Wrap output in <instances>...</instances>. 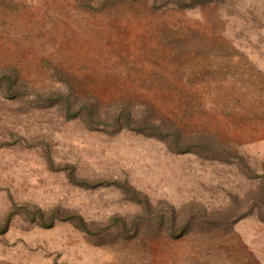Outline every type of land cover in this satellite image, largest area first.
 <instances>
[{"label":"rangeland","instance_id":"374dc122","mask_svg":"<svg viewBox=\"0 0 264 264\" xmlns=\"http://www.w3.org/2000/svg\"><path fill=\"white\" fill-rule=\"evenodd\" d=\"M0 264H264V0H0Z\"/></svg>","mask_w":264,"mask_h":264}]
</instances>
